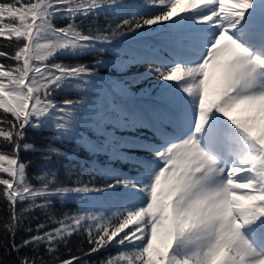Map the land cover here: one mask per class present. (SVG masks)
I'll return each instance as SVG.
<instances>
[{"label": "snow or ice", "instance_id": "6c2138e0", "mask_svg": "<svg viewBox=\"0 0 264 264\" xmlns=\"http://www.w3.org/2000/svg\"><path fill=\"white\" fill-rule=\"evenodd\" d=\"M100 15L120 22L101 26ZM0 38V246L16 254L0 264H264V0H0ZM131 42L143 47L122 59ZM103 52L120 68L150 65L145 77L164 82L153 102L136 103L126 81L103 82L109 61L57 62ZM73 89L81 99L56 102ZM138 127L158 139L117 134ZM46 128L136 173L106 167L103 183L65 186L48 165L66 154L50 147L34 185L21 153L37 151L29 133ZM57 201L80 208L57 217ZM36 211L46 221L25 228ZM22 229L30 235L17 243ZM73 236L89 247L63 259Z\"/></svg>", "mask_w": 264, "mask_h": 264}, {"label": "trees", "instance_id": "16d2710c", "mask_svg": "<svg viewBox=\"0 0 264 264\" xmlns=\"http://www.w3.org/2000/svg\"><path fill=\"white\" fill-rule=\"evenodd\" d=\"M120 20V19H119ZM113 23V26L120 21H112L111 19H107V17L100 15L96 21L97 24L101 26H107V23ZM57 26L63 27L65 23H56ZM0 43H4L3 39L0 38ZM149 44L156 50L159 51V55L165 59H170L171 54L168 50H165L162 45V41L160 37H155L149 41ZM142 44H138L136 42H131L129 47H125L122 52V56L125 59H129V54L134 53L137 49L142 48ZM104 54L99 53L96 55L87 54L79 57H60L57 62L64 64H88L95 65L96 60L103 59ZM150 65L145 63H134L128 66L125 69H114V67L106 68L104 66H100L98 69V74L101 77L103 82L112 81V80H123L126 82L131 81L135 78L143 79L148 72ZM133 86V85H131ZM146 86V85H144ZM79 89H73L72 91H58L55 93L56 102L58 104L63 105L66 99L71 100H79L81 96L79 94ZM156 92V91H153ZM157 94L150 95H139L136 96V103L149 104L153 102L156 98ZM2 111V110H0ZM118 135L123 136L126 139H137L148 142H155L158 137H156L153 131L147 127H138L135 129H122L118 133ZM29 142L36 145L37 151L21 153L22 158L27 161H31V167L29 169L30 174L32 176V183L34 185H39V181L35 179V177L41 173V169L46 166V161L44 159V153L50 147H55L61 150V152L65 153L66 156L52 157V163L48 166H54V170L57 172L60 181L65 186L72 185L78 177L82 178L84 181L91 180L93 178L96 179L97 183H103L99 179L98 170H102L106 167H111L112 169L118 170L122 173L127 174H135L136 168L133 164L126 160H118L112 159L108 154H99L94 155L89 152L87 149L79 146L74 141H65L57 138L56 130L54 128H46L42 130H34L29 133ZM124 152L127 156L132 157L133 159H146L145 152L143 149L139 148H126ZM6 175V174H0ZM3 186H0L2 189ZM80 208V201L73 202H65L61 203L57 201L55 203V215L57 217L62 214H75L77 210ZM7 216V208L6 203L0 200V218H4ZM47 217L44 213L40 211H36L32 214V217L29 221L26 222L25 228L32 227L33 229L36 227L38 223H44ZM50 227H55V225L50 224ZM30 235L25 230H21L18 232L16 236V242L19 243L22 239L27 238ZM3 241L2 235H0V242ZM10 243V240H9ZM89 245L86 243L85 237L83 236H73L70 240L67 248L63 245L60 247V255L61 258L66 259L69 255H79L78 249L84 248L88 249ZM69 250H71L69 252ZM118 249L112 248L110 251L101 250L99 254H94L92 260L94 262L104 259L106 256L114 255ZM41 254H43V250H41ZM16 254L11 251L10 248H5L0 246V258L6 261H12L15 259ZM47 258V257H45Z\"/></svg>", "mask_w": 264, "mask_h": 264}, {"label": "rangeland", "instance_id": "374dc122", "mask_svg": "<svg viewBox=\"0 0 264 264\" xmlns=\"http://www.w3.org/2000/svg\"><path fill=\"white\" fill-rule=\"evenodd\" d=\"M124 2L131 3L133 2V0H124ZM137 2H139V0H137ZM107 19H111L112 21H114V23H116L117 20L120 21L119 19H114L111 17H107ZM56 23H66V22L57 21ZM57 27H60V26H57ZM153 27H156V26H153ZM102 54H104L103 59L110 62L108 65L104 67L106 68L114 67V69H120V70L125 69V68H120L116 65V55L117 54L115 52H103ZM121 58L125 59L123 58L122 54H121ZM163 83L164 82L158 80L155 76H147L143 79H140V78L132 79L131 81L127 82V86L129 88V91L133 93L134 96L136 97L139 95L158 94L160 91V85H162ZM153 91H156V92H153Z\"/></svg>", "mask_w": 264, "mask_h": 264}]
</instances>
